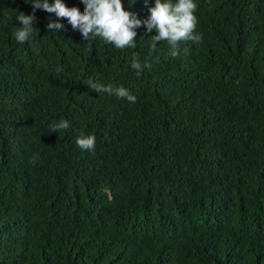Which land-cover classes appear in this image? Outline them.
Masks as SVG:
<instances>
[{
    "label": "trees",
    "instance_id": "trees-1",
    "mask_svg": "<svg viewBox=\"0 0 264 264\" xmlns=\"http://www.w3.org/2000/svg\"><path fill=\"white\" fill-rule=\"evenodd\" d=\"M194 3L203 39L171 57L143 24L119 50L42 9L20 44L31 0H0V264H264V0Z\"/></svg>",
    "mask_w": 264,
    "mask_h": 264
},
{
    "label": "clouds",
    "instance_id": "clouds-1",
    "mask_svg": "<svg viewBox=\"0 0 264 264\" xmlns=\"http://www.w3.org/2000/svg\"><path fill=\"white\" fill-rule=\"evenodd\" d=\"M84 10L81 12L77 7H67L62 0L49 3L48 0H31L33 6L32 14L17 12L15 19L20 22V27L13 33L14 39L24 44L31 40L34 24L37 20L35 10L42 9L49 13H55L58 18H66L73 30H78L85 41L96 37L102 38L106 43L112 44L116 49L135 48L136 29L142 24L146 26L148 33L155 31L152 36L153 48L160 41L167 42L169 46L168 56L180 55L181 44L192 41L200 43L203 39L202 33L196 32L198 17L194 14L197 4L194 0H155L154 7L149 9L150 15L141 20L133 12L124 9L122 0H82ZM48 32H58L64 26L58 20L47 24ZM187 52L188 49H183ZM167 58V57H166ZM159 62V57H156ZM151 63L147 60L141 64L138 58H134L131 68L136 70L139 77L144 68H150ZM59 71V69H57ZM98 93L104 92L118 99H126L135 103L137 97L124 86L115 87L111 84L105 86L99 83L88 85ZM67 119H60L50 126V132L67 130L70 128ZM77 146L82 150L94 152L96 138L92 134H81L76 140ZM37 157L33 156L30 163L35 165Z\"/></svg>",
    "mask_w": 264,
    "mask_h": 264
}]
</instances>
